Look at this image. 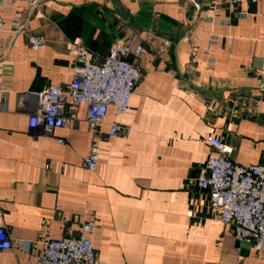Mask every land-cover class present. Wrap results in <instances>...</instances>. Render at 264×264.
<instances>
[{"label":"crops","instance_id":"crops-1","mask_svg":"<svg viewBox=\"0 0 264 264\" xmlns=\"http://www.w3.org/2000/svg\"><path fill=\"white\" fill-rule=\"evenodd\" d=\"M239 8L242 16L223 0H13L2 7L0 226L22 246L0 250V264H37L29 251L78 236L94 219L93 245L106 264H264V252L238 241L232 225L212 216L208 191L192 183L216 153L210 135L224 139L234 162L264 164V0ZM36 35L46 42L33 49ZM118 39L143 45L142 55L128 57L142 77L129 111L118 117L109 108L98 165L89 170L82 164L93 143L86 108L78 126L43 134L29 125L37 103L30 92L68 87L71 41L101 59ZM115 120L122 130L110 136Z\"/></svg>","mask_w":264,"mask_h":264},{"label":"built area","instance_id":"built-area-1","mask_svg":"<svg viewBox=\"0 0 264 264\" xmlns=\"http://www.w3.org/2000/svg\"><path fill=\"white\" fill-rule=\"evenodd\" d=\"M11 1L0 0V34L6 29L2 7ZM26 1L35 6L38 0ZM223 1L235 9L237 16H242L244 11L239 6L250 0ZM13 26L16 32L23 29L19 18L15 19ZM3 40L4 43L9 42L7 38ZM45 42L44 36L30 37L33 49H38ZM142 51V44L118 39L103 58L97 59L81 42L71 41L68 53L73 58L72 81L67 88L51 85L42 91L30 92L37 99L29 120L30 128L52 136L58 128L76 127L80 122L79 108L84 106L93 143L89 153L84 155L82 164L89 170H95L102 126L109 108L114 107L116 115L121 117L132 107L131 99L142 73L128 57H139ZM121 130V123L115 120L110 124L108 134L114 136ZM206 141L216 153L201 165L200 174L192 183L208 191L210 211L214 218L232 225L238 241L249 243L258 254L263 253L264 164L244 166L234 162L230 156L231 148L222 137L210 135ZM98 222V219H94L83 223L78 236L48 239L41 252L29 251V257L35 259L37 264H106L98 259L93 245L92 235ZM21 246L22 241L13 238L5 226H0V250L18 249Z\"/></svg>","mask_w":264,"mask_h":264},{"label":"water","instance_id":"water-1","mask_svg":"<svg viewBox=\"0 0 264 264\" xmlns=\"http://www.w3.org/2000/svg\"><path fill=\"white\" fill-rule=\"evenodd\" d=\"M118 12L121 13V15H123L124 17L127 16V13L125 11H123L122 9H119ZM231 104H233V102ZM235 108L238 109L239 106H236ZM263 116H264L263 114L259 115L260 118L263 117Z\"/></svg>","mask_w":264,"mask_h":264}]
</instances>
